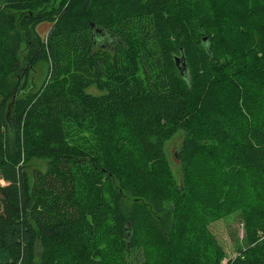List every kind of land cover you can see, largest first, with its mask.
Instances as JSON below:
<instances>
[{
  "label": "trees",
  "instance_id": "16d2710c",
  "mask_svg": "<svg viewBox=\"0 0 264 264\" xmlns=\"http://www.w3.org/2000/svg\"><path fill=\"white\" fill-rule=\"evenodd\" d=\"M44 1L0 0V264H264V0H68L37 11ZM42 63V87L17 97L9 79L24 85ZM179 132L182 186L168 193L123 143L135 139L174 184L166 144ZM34 158L60 163L80 181L75 193L53 170L36 177L46 193L32 185ZM242 186L250 204L218 201ZM238 215L230 257L214 227Z\"/></svg>",
  "mask_w": 264,
  "mask_h": 264
},
{
  "label": "rangeland",
  "instance_id": "374dc122",
  "mask_svg": "<svg viewBox=\"0 0 264 264\" xmlns=\"http://www.w3.org/2000/svg\"><path fill=\"white\" fill-rule=\"evenodd\" d=\"M68 0H47L44 1L42 6L37 9V11H47L50 8H59L63 4H65ZM0 9H4L0 5ZM7 12H9L12 15H15L18 19L22 17L21 12H17L15 10L11 9H6ZM50 25L48 23L42 25L39 27V30L41 33H45ZM228 33L227 31L224 32L223 36H227ZM251 43H253L252 39ZM219 41H221V38H219ZM221 43V42H219ZM26 43L24 42L20 50L18 52L19 58L25 63V58H26ZM50 66L47 65V63H42L40 66L37 68L36 72H33V74L28 76V80L26 81V84H21L20 86L15 84L14 78H10L9 81L12 83L13 87H17V91L19 90L17 97H21V90L26 91V90H31L29 89L30 87V82L31 80L33 85L32 90L33 92L39 90L45 79L48 77V72H49ZM237 74L236 77H239L241 74ZM258 75V71H253V72H248V78H256ZM243 76V74H242ZM246 82V90L251 94V96L255 97L260 94V90L257 84L251 85L247 81V79H243ZM27 86V87H26ZM24 88V89H23ZM89 92L99 94L100 91L95 87L92 86L88 88ZM183 140V133L179 132L172 140H170L166 144V153L168 156V160L170 164L173 167V170L176 175V180L175 183L173 184L171 181L168 180L167 176L163 174L162 169H158L157 164L155 161L150 159L149 155L146 154L144 148L133 138H128L126 141L123 143V148L126 150V155L134 160V161H139L140 163H147V169L148 170H154L157 174L156 176V181L159 182L160 186L162 189L168 193H173L175 191V188L177 185L182 186V183L180 182L179 178V171H178V159L175 156V153L178 151V148L180 147L181 143ZM26 169L28 170V174L30 176L31 184L34 185L36 188L44 190V193H46L47 186L46 183L43 184L42 181H39L36 179L38 174H43L47 175L50 174L51 171L53 170L54 177H55V182L56 184H61L63 187V191L67 193V195H70L72 193H75V190L80 184V181L78 179L74 178L71 173H67L64 169V167L59 163H55L53 161H50L49 159H38L34 158L30 161V163L26 166ZM204 172L206 175H212L214 177V174L212 172V168L209 164H207L204 168ZM213 185H215V181H212ZM215 191V190H213ZM238 197H234V200L232 202H229L230 199H227L223 195H220L218 198V201L222 202L223 205L228 206L230 209H240L244 207L246 204H250L251 200V194L249 193L248 189L246 187L242 186L240 189V192ZM125 201L127 206L131 205L133 202V198L130 194L125 193ZM214 230L218 233L219 238L222 239L224 242V245L226 249L229 252L230 257H233L236 255L237 251L236 249V238L235 235L242 238L244 229H243V224L240 221V216L238 215L237 218L233 219L232 221H225L223 220L222 222L218 223L217 227H214ZM227 260L224 262L226 263Z\"/></svg>",
  "mask_w": 264,
  "mask_h": 264
},
{
  "label": "water",
  "instance_id": "95a60500",
  "mask_svg": "<svg viewBox=\"0 0 264 264\" xmlns=\"http://www.w3.org/2000/svg\"><path fill=\"white\" fill-rule=\"evenodd\" d=\"M93 26H94V23H93ZM101 31H102L101 29L96 27L94 34L96 32H101ZM207 41H208V38L204 37V42H207ZM208 50H209V47H208ZM175 63H176V66H177L180 74L183 77H188L189 76L188 65H187L186 56H185V54L183 52L180 55H177L175 57ZM175 155H176V153H175Z\"/></svg>",
  "mask_w": 264,
  "mask_h": 264
},
{
  "label": "flooded vegetation",
  "instance_id": "af4514ba",
  "mask_svg": "<svg viewBox=\"0 0 264 264\" xmlns=\"http://www.w3.org/2000/svg\"><path fill=\"white\" fill-rule=\"evenodd\" d=\"M32 81H33V80H31V82H30V86H32V85H33V83H34V82L32 83Z\"/></svg>",
  "mask_w": 264,
  "mask_h": 264
}]
</instances>
